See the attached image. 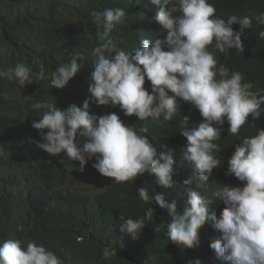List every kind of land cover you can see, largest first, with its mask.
Returning <instances> with one entry per match:
<instances>
[{
	"label": "trees",
	"instance_id": "obj_1",
	"mask_svg": "<svg viewBox=\"0 0 264 264\" xmlns=\"http://www.w3.org/2000/svg\"><path fill=\"white\" fill-rule=\"evenodd\" d=\"M209 3L225 21L233 15L252 18V28L246 29L242 37L243 53L236 49L221 53L214 44L208 50L218 60L217 67L224 65L230 74L241 73L242 83L252 86L249 91L264 95V39L259 36L264 25L255 19L264 13V0H209ZM108 7H120L127 13L126 22L117 25L110 34L116 47L125 52H133L141 46L142 39L151 40L161 31L153 19L158 6L151 0H0V47L7 49L0 56V71L22 62L37 72L42 64L45 74L39 83L25 89H20L14 79L0 77V148L4 150L0 155V244L9 239L32 241L53 251L62 264H196L197 261L227 264L217 259L210 248V243L220 236L211 220L198 230V244L194 248H182L167 237L172 217L151 198L162 192L166 200H175L178 210H182L187 202L186 188L191 187L209 201V214L219 216L225 205L213 196L215 184L244 186L233 175L225 174L228 160L236 144L264 129V114L255 121L249 116L238 135L228 133L225 121L221 138L215 141L220 151L214 153L223 163L204 183L192 176L181 156L187 145L180 134L183 116L189 118V128L202 121L199 111L190 103L178 101L180 109L167 121L163 117L139 121L136 116H125L118 106L90 103V114L115 112L126 125L145 127L158 152L171 151L174 186L170 189L159 186L156 178L147 173L132 183H115L92 167L95 158L88 162L83 173H68L67 163H75L77 168L79 163L68 161L63 154L49 156L30 142L41 141L31 123L43 112L32 110L31 103L47 101L64 110L72 104L82 107L83 101L90 99V76L97 59L93 50L100 44L97 33L103 31L91 13ZM233 30L238 31L239 25L234 24ZM76 53L84 57L81 70L65 88L52 87V72ZM145 88L151 91L147 78ZM23 95L30 99L24 100ZM78 142L82 146L85 138L78 137ZM61 160L65 163H60ZM189 177L193 183L183 185ZM141 187L148 189L149 202L140 199L137 189ZM149 208H153L151 217L147 216ZM121 215L144 221L138 238L120 231ZM155 226H159V232L154 231ZM105 247L114 250L108 260L102 256Z\"/></svg>",
	"mask_w": 264,
	"mask_h": 264
},
{
	"label": "clouds",
	"instance_id": "obj_2",
	"mask_svg": "<svg viewBox=\"0 0 264 264\" xmlns=\"http://www.w3.org/2000/svg\"><path fill=\"white\" fill-rule=\"evenodd\" d=\"M151 3L158 6L153 19L161 31L151 40L142 39L141 46L133 52L117 48L110 38L116 26L126 22L124 9L108 7L91 13L103 31L97 33L100 44L93 50L97 59L90 76V99H85L82 107L72 104L61 110L56 103L47 101L29 105L37 112L43 110L40 118L31 123L41 141L30 142L49 156L63 154L68 161L78 162V168L75 163L66 164L68 173H83L88 162L95 158L92 167L115 183H132L147 173L164 189L174 186L171 151L158 152L145 127L128 126L115 112L90 114V103L118 106L125 116H136L139 121L161 117L171 120L180 109L178 101L190 103L199 111L202 121L189 128V118L183 116L180 134L187 145L181 156L192 176L204 183L223 163L214 153L220 151L215 141L221 138L225 121L228 133L238 135L249 116L255 121L264 114V95L249 91L252 86L242 83L241 73L230 74L224 65L217 67L218 60L208 50L214 44L221 53L231 49L243 53L242 37L246 29L252 28L251 17L233 15L225 21L216 15L209 0H151ZM255 19L264 25V13ZM234 24L239 25L238 31L233 30ZM259 36L264 39V31ZM6 53L7 49L0 47V56ZM83 60L76 53L69 62L58 65L51 74V86L65 88L83 67ZM44 75L42 64L37 72L22 62L0 71V77L14 79L20 89L39 83ZM146 78L151 83L150 92L145 88ZM22 98L30 99L27 95ZM78 137L85 138L82 146ZM3 154L0 148V155ZM225 174L233 175L244 186L215 184L213 196L225 205L219 216L209 214V201L191 187L186 188L187 202L182 210H178L175 200H166L162 192L151 198L172 217L167 237L182 248L192 249L198 244V230L211 220L220 233L210 243L217 259L227 264H264V129L236 144ZM192 183V177L183 181L185 186ZM137 191L140 199L150 201L146 187ZM152 214L153 208H149L147 216ZM144 226L143 220L120 216V231L133 239L140 236ZM154 231L159 232V226ZM113 251L105 247L103 258L110 259ZM0 264H62V260L43 245L9 239L0 244Z\"/></svg>",
	"mask_w": 264,
	"mask_h": 264
},
{
	"label": "bare ground",
	"instance_id": "obj_3",
	"mask_svg": "<svg viewBox=\"0 0 264 264\" xmlns=\"http://www.w3.org/2000/svg\"><path fill=\"white\" fill-rule=\"evenodd\" d=\"M119 44V43H118Z\"/></svg>",
	"mask_w": 264,
	"mask_h": 264
}]
</instances>
